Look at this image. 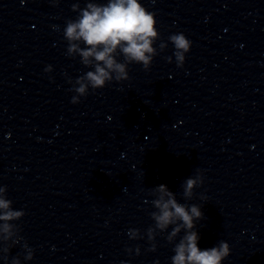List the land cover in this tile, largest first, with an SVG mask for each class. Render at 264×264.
Wrapping results in <instances>:
<instances>
[{
    "label": "clouds",
    "instance_id": "obj_1",
    "mask_svg": "<svg viewBox=\"0 0 264 264\" xmlns=\"http://www.w3.org/2000/svg\"><path fill=\"white\" fill-rule=\"evenodd\" d=\"M59 2L49 0L53 6ZM72 11L79 14L75 19L67 20L63 29V37L67 42L66 55L72 58L79 56L80 63L92 70L75 81L68 79L72 85L71 91L75 93L71 103H80L90 89L95 91L113 81L120 83L129 80L130 64H140L145 71L150 69L153 58L158 55L154 45L160 33L155 12L149 11L141 0H107L106 3L88 0L83 9L79 2L74 3ZM168 41L174 47L177 67H183L186 54L192 47L191 40L184 33L178 32L171 34ZM166 47L167 44L161 42L159 51H164ZM167 60L171 63L172 57H167ZM45 71L51 72L52 67L49 65ZM203 182V174L199 171L195 177L186 178L181 184L183 198L191 200L194 189ZM148 195L153 197L150 203L154 209L150 212L154 223L146 232L150 243L148 251H156L157 235L167 233L164 238L174 245L171 264H223L229 257L230 245L223 240L204 250L198 247L200 237L195 230L196 221L204 219L200 205L178 202L176 194L163 184L151 188ZM12 205L13 201L7 197V187L0 186V260L5 264H8L10 250L23 240L20 225L15 222L26 215L24 210H15ZM182 231L184 234L180 236ZM128 235L133 240L143 238L139 229H130ZM22 247L24 259L32 260L34 250L26 242ZM126 251L131 253L132 250ZM136 254L139 255V248ZM11 264H21L19 256L12 257Z\"/></svg>",
    "mask_w": 264,
    "mask_h": 264
}]
</instances>
